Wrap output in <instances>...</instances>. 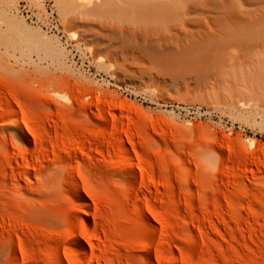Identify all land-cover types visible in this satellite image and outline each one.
<instances>
[{"label": "rangeland", "instance_id": "1", "mask_svg": "<svg viewBox=\"0 0 264 264\" xmlns=\"http://www.w3.org/2000/svg\"><path fill=\"white\" fill-rule=\"evenodd\" d=\"M171 1L0 0V264H264V0Z\"/></svg>", "mask_w": 264, "mask_h": 264}, {"label": "bare ground", "instance_id": "2", "mask_svg": "<svg viewBox=\"0 0 264 264\" xmlns=\"http://www.w3.org/2000/svg\"><path fill=\"white\" fill-rule=\"evenodd\" d=\"M180 0H172L171 5L175 6L176 8H172V18L169 19L171 21L170 27L166 31H175L174 35H171L168 42L172 43L174 45V52L180 53V54H186V53H194V44L191 43V41L187 40L188 44L186 46L184 45L185 42L183 40L178 39L177 32H185L186 37H188V31L186 28V25L188 22H191V19H186L182 17L185 14L190 13L189 8L187 7V10H185L182 13H178V8ZM171 6V7H172ZM170 9V8H169ZM122 28V27H121ZM172 36H175L173 38ZM172 37V38H171ZM232 38V37H231ZM230 38V39H231ZM162 38H159L161 41ZM225 38L221 39V42L215 46V49H211L212 53L216 56V59L218 63L222 66H228L231 69L235 68H241L246 65L248 67V71L252 74H258L259 70L261 69L262 72L264 71V41H254L249 39L243 38H234L229 41H224ZM216 41V40H215ZM220 41V40H219ZM168 45V44H167ZM200 45V44H199ZM208 45V44H206ZM211 45H209L210 47ZM183 47V48H181ZM199 47V46H197ZM205 48V47H203ZM202 48V49H203ZM212 48V47H210ZM198 50V49H197ZM196 50V52H198ZM204 52V49H203ZM202 52V53H203ZM207 53V52H206ZM178 55V54H177ZM190 58V57H189ZM188 58V59H189ZM201 58V57H199ZM186 62V61H185ZM17 137L20 139H27L25 133L22 129L17 128ZM126 167V164L123 163V168ZM29 183H34L35 181L32 178H29Z\"/></svg>", "mask_w": 264, "mask_h": 264}]
</instances>
